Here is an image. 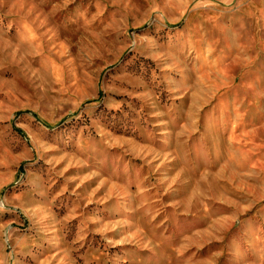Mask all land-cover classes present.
<instances>
[{
	"label": "rangeland",
	"instance_id": "374dc122",
	"mask_svg": "<svg viewBox=\"0 0 264 264\" xmlns=\"http://www.w3.org/2000/svg\"><path fill=\"white\" fill-rule=\"evenodd\" d=\"M0 264H264V0H0Z\"/></svg>",
	"mask_w": 264,
	"mask_h": 264
}]
</instances>
